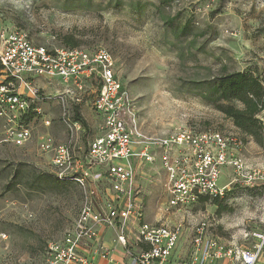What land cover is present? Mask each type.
<instances>
[{"label": "rangeland", "instance_id": "rangeland-1", "mask_svg": "<svg viewBox=\"0 0 264 264\" xmlns=\"http://www.w3.org/2000/svg\"><path fill=\"white\" fill-rule=\"evenodd\" d=\"M171 18L173 25L167 23ZM4 29L22 30L33 44L50 50L71 47L67 40L75 48L108 49L147 133L187 128L218 131L240 142L242 149L234 153L246 163L243 176L227 165L220 185L228 187L218 202L214 196L199 200L174 218L184 223L189 250L201 227L225 243L252 247L258 242L254 233L264 230V180L250 186L246 175L264 166V146L205 96L208 83L225 72H253L264 83V0H0V32ZM61 86L42 89L50 97L41 106L53 124L34 123V139L23 147L3 141L0 120V264H45L47 244L73 225L84 201L80 185L61 180L52 157L37 147V135L47 131L67 141L72 121L81 127L77 142L84 148L100 133L95 94L78 101L71 93L61 104L55 97L65 91ZM65 107L69 119L63 117ZM260 115L264 121V111ZM144 171L158 181L145 188L153 206L162 196L165 202V170ZM257 264H264V250Z\"/></svg>", "mask_w": 264, "mask_h": 264}, {"label": "built area", "instance_id": "built-area-1", "mask_svg": "<svg viewBox=\"0 0 264 264\" xmlns=\"http://www.w3.org/2000/svg\"><path fill=\"white\" fill-rule=\"evenodd\" d=\"M0 62L4 142L23 147L34 139V123L52 126L53 119L41 106L50 96L39 85L40 79L62 83L65 91L55 95L61 104L71 93L78 101L95 94L92 105L102 120L100 133L86 148L77 142L81 127L76 121L70 123L67 141H59L48 131L37 135L38 150L52 157L57 176L85 191L73 225L47 244L45 264H98L96 256L110 259L112 249L101 240L104 227L116 231L114 243L126 248L132 264H257L264 250V230L254 233L258 240L254 246L244 247L212 237L201 231L204 227L191 236L186 259L173 261L182 227L144 221V191L136 181L137 163L149 165L159 160L167 175L168 196L159 209L164 213L189 210L203 196L224 195L228 185L221 186L220 177L227 165L243 176L246 163L237 154L242 149L240 142L218 131L145 132L136 104L116 73L115 57L106 48L50 50L33 44L22 30L4 29L0 32ZM69 115L65 107L63 117L69 119ZM246 178L248 185L256 186L258 180H264V166L251 169ZM102 182L106 187L100 193ZM130 220L137 223L134 239L129 237ZM130 240L140 250H130Z\"/></svg>", "mask_w": 264, "mask_h": 264}, {"label": "trees", "instance_id": "trees-1", "mask_svg": "<svg viewBox=\"0 0 264 264\" xmlns=\"http://www.w3.org/2000/svg\"><path fill=\"white\" fill-rule=\"evenodd\" d=\"M176 18V17H175ZM175 18L167 21L173 25ZM188 26L183 28L186 32ZM66 45L75 46L72 42L66 41ZM2 64L0 62V76L2 75ZM209 94L205 96L207 101L214 102L217 108L226 116L232 118L235 126L244 134L254 138L264 146L263 128L264 121L259 117V113L264 110V83L261 77L253 72L237 71L225 72L208 83ZM227 101V103H222ZM231 101L240 102V106H235ZM76 118L81 119L79 112ZM209 199L203 196L200 201ZM216 197V202H218Z\"/></svg>", "mask_w": 264, "mask_h": 264}, {"label": "crops", "instance_id": "crops-1", "mask_svg": "<svg viewBox=\"0 0 264 264\" xmlns=\"http://www.w3.org/2000/svg\"><path fill=\"white\" fill-rule=\"evenodd\" d=\"M45 83V84H44ZM47 83V85H46ZM51 84V85H50ZM53 84V86H52ZM39 85L41 87H43L44 89H47V87L49 88H55V87H59V82L57 79H52V80H45V79H40L39 80ZM137 166V176H136V181L137 184L140 185L143 188V197L145 200V216H144V221L146 222H153V223H160V224H169V225H177L180 227L184 226V223L182 221H175L174 218V214L173 213H164L161 212V210L159 209L160 203H163V196L158 198L156 201V204L153 206V204L151 203V198L148 196L150 193L147 192V188L149 187V184H151L152 182L154 183L153 186H157L158 181L157 178L155 176L154 173H148L144 170H148L151 167H158L160 166L161 168L162 165L160 164V161L157 160L155 163L153 164H141L140 162L136 164ZM143 169V170H141ZM104 184V182H102ZM105 186L103 185V190H105L104 188ZM146 188V189H145ZM149 189V188H148ZM149 193V194H148ZM164 193L166 195H164ZM163 195L167 196V191H166V187H165V191H164ZM186 222V221H185ZM129 237L130 239H134L135 238V234L137 232V223L134 220H130L129 221ZM117 233L114 229H110V228H103L101 230V240L103 243H105V245H107L109 248L112 249L111 251V258L110 259H103L100 256H96V261H98V264H132V260H130V258L127 256L126 254V248H124L123 246H118L114 243V240L116 239ZM186 237L187 235L184 234V231L182 230V235L180 237V240L178 241V247L176 248V250L173 253V261H180L182 259L183 256H188L189 254V247L187 248L186 245ZM133 240H130V247L129 249L132 250L133 252L136 250H140L138 244H133ZM143 247L148 249L149 246L143 244ZM186 247V249H185ZM93 250V248H92ZM90 249L85 250V253H89Z\"/></svg>", "mask_w": 264, "mask_h": 264}]
</instances>
